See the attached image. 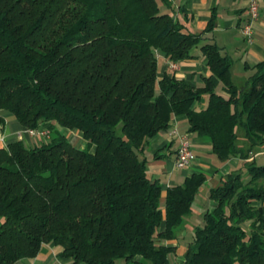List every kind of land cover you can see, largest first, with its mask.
<instances>
[{
    "label": "trees",
    "instance_id": "trees-1",
    "mask_svg": "<svg viewBox=\"0 0 264 264\" xmlns=\"http://www.w3.org/2000/svg\"><path fill=\"white\" fill-rule=\"evenodd\" d=\"M191 20L174 0H0V127L9 113L50 130L39 145L0 147V264L44 243L67 264H172L169 243L206 175L164 189L147 172V146L179 115L221 161L243 160L210 190L217 205L183 264H264V164L254 158L264 151V60L236 83L234 58L203 43L216 13L200 32ZM198 46L211 71L203 85L159 77V54L183 63ZM57 125L81 132L85 147Z\"/></svg>",
    "mask_w": 264,
    "mask_h": 264
},
{
    "label": "crops",
    "instance_id": "crops-1",
    "mask_svg": "<svg viewBox=\"0 0 264 264\" xmlns=\"http://www.w3.org/2000/svg\"><path fill=\"white\" fill-rule=\"evenodd\" d=\"M175 6H184L192 15V28L198 32L203 31L213 13L217 20L214 30L205 33V41H214L234 58L232 68L233 79L241 84L250 73L251 67L264 60V0H260V17L255 23L254 40L249 42L242 33L241 27L248 16V0H174ZM196 58L187 62L178 63L177 68L171 67V62L163 55H158L159 77L165 73L176 74L180 78L196 85H203L204 75L211 74L207 66V59L202 55L200 46L194 49ZM208 97L204 96L196 102V108L206 106ZM6 122L0 127V147L7 146L10 142L19 140L18 133L26 130L13 115L5 113ZM177 128L180 133H186L191 140L194 158L185 168L175 165L178 139L169 134L171 128ZM57 128L66 136L72 130L57 125ZM82 135L81 132H79ZM46 138L30 136L23 132V141L27 146L41 144ZM85 147L83 144L82 148ZM147 172L154 180H159L164 189L181 185L193 174H205L206 181L202 185L195 203L196 208L186 218L185 224L178 232L177 239L169 244L177 247V256L170 255L172 264H183L185 253L193 241L194 229L204 222L203 215L206 210H213L217 202L210 199V190L219 186L228 174L239 171L243 167L240 157H232L221 161L212 151V143L195 133L189 132V122L185 115L173 117L168 130L162 131L152 137L147 146ZM256 161L264 164V151L254 154ZM165 191L163 192L164 201ZM62 248L55 243H44L40 252L33 258H24L15 264H64L69 260L60 255Z\"/></svg>",
    "mask_w": 264,
    "mask_h": 264
},
{
    "label": "built area",
    "instance_id": "built-area-1",
    "mask_svg": "<svg viewBox=\"0 0 264 264\" xmlns=\"http://www.w3.org/2000/svg\"><path fill=\"white\" fill-rule=\"evenodd\" d=\"M247 9L248 16L246 21L242 25L241 30L245 38L249 42H252L254 40L255 23L260 17V0H249ZM171 67L177 68V64H171ZM23 132L27 133L30 136H40L44 138L50 137V130L43 127L37 129L26 128V130ZM23 132L18 133L19 140L23 139ZM169 134L177 137L178 139L175 165L178 168H185L191 163L194 158V152L189 135L186 133H180L175 127L170 129Z\"/></svg>",
    "mask_w": 264,
    "mask_h": 264
},
{
    "label": "rangeland",
    "instance_id": "rangeland-1",
    "mask_svg": "<svg viewBox=\"0 0 264 264\" xmlns=\"http://www.w3.org/2000/svg\"><path fill=\"white\" fill-rule=\"evenodd\" d=\"M248 3H249V0H248ZM161 55V54H159ZM173 68V67H172ZM175 69V68H174ZM68 137L69 139L73 142L74 145L78 146V147H82L83 144L86 145V140L83 138L82 135L79 134V131H76V130H72L71 132H68ZM242 141V140H241ZM243 143V141L241 142ZM244 144V143H243ZM256 154V152L254 153ZM258 164H261L262 162L261 161H258L257 162ZM197 206V203L194 204V207L196 208ZM246 227L248 228V225H246ZM177 256V253H174L173 255V258ZM116 264H125V261L124 260H118L116 262ZM175 264H178V263H175Z\"/></svg>",
    "mask_w": 264,
    "mask_h": 264
}]
</instances>
